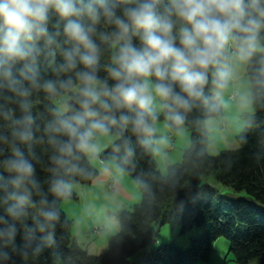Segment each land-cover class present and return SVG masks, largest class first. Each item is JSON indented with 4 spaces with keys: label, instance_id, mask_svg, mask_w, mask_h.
I'll list each match as a JSON object with an SVG mask.
<instances>
[{
    "label": "trees",
    "instance_id": "16d2710c",
    "mask_svg": "<svg viewBox=\"0 0 264 264\" xmlns=\"http://www.w3.org/2000/svg\"><path fill=\"white\" fill-rule=\"evenodd\" d=\"M117 5V14L122 9L134 6L136 0H111ZM169 4V0H160L161 12ZM85 23H91L85 16ZM173 34L179 44V27L182 24L175 16ZM65 20L54 10L49 12L48 30L55 37V42L46 45L43 39L36 46L40 49L34 62L19 61L12 65V77L5 72L8 64L3 63L0 55V137L7 136L8 142L0 139V264H195L199 259H208L213 242L224 236L229 243V252L236 264H264V28L258 33L263 45L259 51L251 50L248 60V75L252 85L253 113L246 116L243 131L237 136L240 146L235 149H222L216 154L208 152L209 136L206 120L223 112V102L215 92L217 86L215 69L224 55L223 49L217 57V63L207 69V82L203 86V96L191 100L188 109H176L182 115L180 122L172 119V110L165 101L162 112L156 113V119L169 117L172 130L186 125L191 130V144L183 150L179 162L168 165L167 174L162 173L154 158L153 144L148 140L151 133H138L133 125L119 121L121 112L134 116L127 108L116 110L117 123L104 121L108 131L116 135L109 146L98 154L103 161L114 160L120 168L138 184L142 199L133 204L131 209L117 212L120 222L119 230L111 237L108 248L101 253H90L70 236L72 220L62 209L64 198H78L77 192L68 187V192L57 196L50 191L53 179L62 178L69 182H92L99 174L98 167L92 162L85 151L75 149L71 163L75 170L67 171L65 166L56 165L51 157L58 155L56 147L49 142L53 135L47 130L49 122L63 116H71L81 111L79 104L81 82L74 71H62L59 65L63 63L62 51L71 47L66 42L63 33ZM93 39L100 48L97 74L102 80H107L109 86L116 83L111 78L109 69L115 65L120 41L114 38L102 40L101 35L115 31V25L103 17L95 25ZM132 43L140 47L138 35L131 34ZM240 42L238 40H235ZM226 46V44H225ZM227 51V49H226ZM229 51V50H228ZM25 63L38 73L37 86H34L25 76H31L28 69H21ZM82 67V66H80ZM71 78L70 87L61 88L60 81ZM152 79L157 83V79ZM21 81L30 91V95L21 96L18 91ZM57 82V91L51 93L43 88V82ZM171 82V81H170ZM79 83V90L71 89ZM175 91L183 93L175 82ZM66 92H70L68 110L61 113L54 100ZM29 105V113L33 117L30 124L33 139L28 143L16 140L12 133L20 127L16 123L25 113L21 111L20 103ZM98 107V106H97ZM174 107V106H173ZM102 111V110H101ZM152 119H149V123ZM91 123L87 122L85 127ZM83 130V129H82ZM90 131L105 132L91 128ZM93 136H95L93 134ZM67 140L66 135L58 137ZM15 143L25 157L35 168V179L44 193L48 204H41V196L32 189V202L25 206L22 217H12L7 208L14 201L8 199V193L22 191L24 186L16 188L7 183L10 173L4 163L12 153ZM56 169V172H53ZM212 174L224 186L234 191H245L247 196L230 197L210 183L199 184L204 176ZM28 188L32 186L26 185ZM54 208L59 216L51 225H46L43 231L37 228V221H42V210ZM174 221L180 226V232L191 228H201L199 234L191 235L183 240L187 246L175 242L162 243L151 250L155 232L152 225H162ZM15 225L16 233L10 236L9 225ZM137 260H134L137 254Z\"/></svg>",
    "mask_w": 264,
    "mask_h": 264
},
{
    "label": "clouds",
    "instance_id": "9594fccd",
    "mask_svg": "<svg viewBox=\"0 0 264 264\" xmlns=\"http://www.w3.org/2000/svg\"><path fill=\"white\" fill-rule=\"evenodd\" d=\"M131 3V0H128ZM160 0H136L134 6H127L118 15L117 5L111 0H0V55L3 63L8 64L5 74L11 78V67L19 61L34 62L40 49L36 46L41 39L46 45L55 42V37L48 30L49 12L54 10L65 20L63 33L71 47L62 51V71H74L81 82L79 104L81 111L71 116H63L49 122L47 130L53 133L49 142L56 147L58 155L51 160L67 171L75 170L71 163L75 149L81 151L94 150L90 143L91 128L107 132L104 121L117 123L116 110L127 108L134 116L120 113L118 119L131 123L138 133H151L149 119H156L153 108L154 97L149 91L146 78L155 77L154 85L158 97L168 103L172 110V119L177 122L183 117L176 109H188L191 100L203 96V86L207 82V69L216 64L217 57L229 39L240 41V52L248 54L256 46L259 31L264 28V0H169L164 11L159 10ZM91 23H85L83 17ZM175 16L182 21L179 27V44L173 34ZM115 25L110 36L102 34V40L114 38L120 41L115 65L109 69L111 78L116 81L109 86L97 74L100 48L93 39L95 25L101 18ZM131 34L138 35L141 46H135ZM82 66V67H80ZM31 71L25 76L34 86L38 85L35 69L25 63L21 69ZM230 72L221 69L217 72V86L224 87ZM179 85L186 96L175 91L173 83ZM20 87L15 89L21 96H29L30 91L21 81L13 80ZM61 88L70 87L72 79L60 81ZM43 88L51 93L57 91V82L47 80ZM25 113L16 121L20 127L14 129L12 135L22 143L33 139L30 124L33 117L29 113V105L20 103ZM98 106V107H97ZM174 106V107H173ZM102 110V111H101ZM91 120L88 127L87 122ZM83 129V130H82ZM66 135L67 140L59 139ZM8 142V137H0ZM10 173L7 183L22 191L8 193V199L14 201L7 208L12 217L25 215V206L34 203L31 200L32 189L41 196V204L48 201L40 190L35 177L32 162L25 157L21 149L12 144V153L4 162ZM53 169V172H56ZM2 179V177H0ZM31 185L28 188L26 185ZM50 191L57 196L68 192V183L62 178H55ZM42 221H37V228L43 231L46 225L58 220V212L54 208L42 210ZM7 232L15 235V225H9Z\"/></svg>",
    "mask_w": 264,
    "mask_h": 264
},
{
    "label": "rangeland",
    "instance_id": "374dc122",
    "mask_svg": "<svg viewBox=\"0 0 264 264\" xmlns=\"http://www.w3.org/2000/svg\"><path fill=\"white\" fill-rule=\"evenodd\" d=\"M230 41L231 43L228 44ZM228 42L223 48L224 55L214 72L216 79L219 70L226 69L230 72L224 87H215V92L223 102V112L208 118L205 122L209 136L208 152L210 154H216L222 149L238 148L240 142L237 136L244 129L246 116L254 111L252 85L248 75L249 53L241 54L240 42L234 39H229ZM232 44L236 46L235 49H232ZM262 48L263 45L257 37L256 46L253 50L259 51ZM146 79L149 91L154 97V112L156 110H159L156 112H162L164 100L156 95L155 82L152 77ZM78 90L79 83L71 89L72 92ZM69 97L70 92H66L54 100V104L61 113L67 112ZM163 119L150 121L149 125L153 131V136L149 137L148 140L153 144L154 158L158 168L162 173L167 174L168 165L181 161L183 150L190 146L191 130L188 126L182 125L179 129L173 130L176 139L171 140L167 133L172 129L169 128L168 132L164 130ZM153 125H157V130L153 129ZM91 133L90 143L94 145V150L87 151L86 154L98 167L99 174L90 183L69 182L68 187L78 193L79 199L64 198L61 206L72 220L71 238L75 239L90 253L96 254L107 250L111 237L119 230L120 222L117 212L122 209H131L134 203L141 201L142 194L136 181L125 173L114 160L112 161L116 167L108 168L109 171L106 172L104 171V164L96 155L109 146L115 140L116 135L110 132L91 131ZM171 144H173L172 148H170ZM203 183L215 185L221 192H225L232 198L247 196L245 191H234L231 187L224 186L212 174L204 176L199 184ZM152 227L155 238L150 244L149 250L165 242H175L178 245L187 246L189 237L199 234L201 231V228H191L180 232V226L173 220L160 226L154 223ZM186 237L188 242L183 243ZM158 238L160 239L158 240ZM139 256L138 253L134 260H137ZM195 264L236 263L229 252L228 240L221 236L213 242L208 259H199Z\"/></svg>",
    "mask_w": 264,
    "mask_h": 264
},
{
    "label": "crops",
    "instance_id": "0c3cea01",
    "mask_svg": "<svg viewBox=\"0 0 264 264\" xmlns=\"http://www.w3.org/2000/svg\"><path fill=\"white\" fill-rule=\"evenodd\" d=\"M231 43V41L230 42H228V44H230ZM234 45V44H233ZM227 48H228V46H227ZM164 105H165V101H164V103H163ZM156 111H159V110H156ZM155 111V112H156ZM156 113H160V112H156ZM164 121V130H166V132H168L169 131V128H170V125H169V117H165L164 119H163ZM150 124V123H149ZM153 129H156L157 130V125H153ZM170 134H172V136H170ZM167 135H168V138H170L171 140L172 139H176V135H175V133L173 132V130H171V131H169L168 133H167ZM173 147V144H171L170 145V148H172ZM99 154V153H98ZM98 154H96V155H98ZM99 156V155H98ZM100 158V157H99ZM101 160V159H100ZM93 162V161H92ZM102 164H104V171H109L108 170V168H110V169H112V168H114V167H116V164L112 161V160H109V161H103V160H101L100 161ZM78 194V193H77ZM77 199H79V196H78V198ZM160 238H158V240H159Z\"/></svg>",
    "mask_w": 264,
    "mask_h": 264
},
{
    "label": "built area",
    "instance_id": "2783aa9c",
    "mask_svg": "<svg viewBox=\"0 0 264 264\" xmlns=\"http://www.w3.org/2000/svg\"><path fill=\"white\" fill-rule=\"evenodd\" d=\"M232 46V49H235L236 48V46L235 45H231ZM229 48V47H228ZM231 96L233 97V94H231ZM170 136H172V134H170Z\"/></svg>",
    "mask_w": 264,
    "mask_h": 264
}]
</instances>
